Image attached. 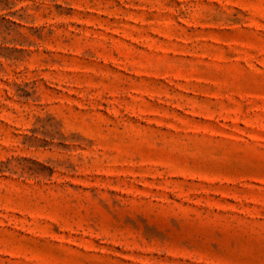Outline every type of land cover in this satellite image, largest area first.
Returning <instances> with one entry per match:
<instances>
[{"label": "rangeland", "instance_id": "374dc122", "mask_svg": "<svg viewBox=\"0 0 264 264\" xmlns=\"http://www.w3.org/2000/svg\"><path fill=\"white\" fill-rule=\"evenodd\" d=\"M0 264H264V0H0Z\"/></svg>", "mask_w": 264, "mask_h": 264}]
</instances>
